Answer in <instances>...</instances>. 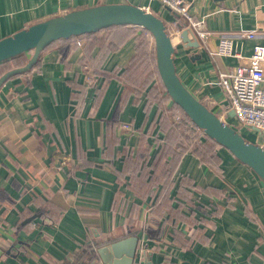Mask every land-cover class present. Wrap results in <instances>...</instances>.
Masks as SVG:
<instances>
[{
    "label": "crops",
    "instance_id": "crops-1",
    "mask_svg": "<svg viewBox=\"0 0 264 264\" xmlns=\"http://www.w3.org/2000/svg\"><path fill=\"white\" fill-rule=\"evenodd\" d=\"M121 2L165 21L176 72L203 102L226 106L219 73L264 44V0H192L202 50L180 40L158 0H0V39ZM140 33L59 39L1 85L0 264H103L93 249L129 235L139 236L133 264H264L263 182L205 136L204 155L184 138ZM222 36L235 55L214 54Z\"/></svg>",
    "mask_w": 264,
    "mask_h": 264
},
{
    "label": "water",
    "instance_id": "water-1",
    "mask_svg": "<svg viewBox=\"0 0 264 264\" xmlns=\"http://www.w3.org/2000/svg\"><path fill=\"white\" fill-rule=\"evenodd\" d=\"M177 18L175 27L180 40L203 49L194 30L179 13L165 6ZM136 26L146 30L154 42L155 66L161 84L171 101L184 112L190 122L237 160L247 165L264 184V146L245 138L241 132L224 122L218 114L198 99L181 81L174 65L175 44L163 19L153 12L128 2L105 3L71 10L36 22L0 39V62L30 52L27 62L0 75V87L11 76L30 70L40 53L59 39L98 32L111 26ZM235 117L232 109L227 112ZM246 129L264 138V132L253 125ZM139 236L129 235L93 251L103 264H133Z\"/></svg>",
    "mask_w": 264,
    "mask_h": 264
},
{
    "label": "built area",
    "instance_id": "built-area-1",
    "mask_svg": "<svg viewBox=\"0 0 264 264\" xmlns=\"http://www.w3.org/2000/svg\"><path fill=\"white\" fill-rule=\"evenodd\" d=\"M164 6L180 14L187 22V26L195 27L192 14L189 11L192 0H158ZM194 30V29H193ZM199 39L206 36L205 32L195 31ZM171 37L172 34L169 33ZM248 38L254 37V32L249 31L245 34ZM232 39L226 36L219 38L214 54L219 56L235 55ZM90 79L87 77V81ZM217 84L225 97L226 106L216 101H204V103L215 111L218 116L226 123L237 128L239 126L253 125L264 132V44H255L247 62L236 65L231 69L221 71L218 76ZM232 109L235 113L234 118L227 114ZM125 129H130L129 124L122 125ZM197 130H199L197 128ZM200 136H205L199 130ZM140 264V263H138Z\"/></svg>",
    "mask_w": 264,
    "mask_h": 264
},
{
    "label": "trees",
    "instance_id": "trees-1",
    "mask_svg": "<svg viewBox=\"0 0 264 264\" xmlns=\"http://www.w3.org/2000/svg\"><path fill=\"white\" fill-rule=\"evenodd\" d=\"M135 27H136V26H135ZM137 28L141 31L140 35L138 36V37H139L138 46H139V47H141V46H142V47H146V48L149 50L150 48H152L151 45H150V40H152L151 35H150L146 30H144V29H142V28H140V27H137ZM152 41H153V40H152ZM29 56H30V52H26V53H22V54H20V55H18V56H15V57H13V58H10V59H8V60H5V61H3V62H0V75H1L4 71H6V70H8V69H10V68L18 67V66H22V65H24V64L27 62ZM154 56H155V55H154V50L152 49V51H151V59H150L149 61H152L151 64L154 66V71H155V73L157 74V70H156V67H155V57H154ZM139 60H142V61L145 60V55H144V57L142 56V59H137V62H139ZM163 90H164V88H163ZM176 109H177L178 112L182 115V117H183V121L186 122L187 125H189V128L197 130L196 126L190 122V120H189L188 117L184 114V112L181 111V110L178 108V106H176V105L173 103V108H172V110H173V111H177ZM176 127H177V124H176ZM196 135H197V134H196ZM197 137H198L197 142H192V141L189 140V139H187V140H189L191 143H193L194 146H197V149L202 148L203 151H204V149H206L207 146H203V147H201L200 144L202 143V141H200V138H199L198 135H197ZM205 138H206L205 141L210 142L211 145H209V146H210L211 149H212V147L215 146V142L212 141L211 139H209V138L206 137V136H205ZM198 146H199V147H198ZM208 148H209V147H208ZM208 150H210V148H209ZM204 154H205V151L203 152V155H204ZM209 155H210V153H209ZM210 158H211V156H210Z\"/></svg>",
    "mask_w": 264,
    "mask_h": 264
},
{
    "label": "rangeland",
    "instance_id": "rangeland-1",
    "mask_svg": "<svg viewBox=\"0 0 264 264\" xmlns=\"http://www.w3.org/2000/svg\"><path fill=\"white\" fill-rule=\"evenodd\" d=\"M153 40V39H152ZM150 40V45L152 49L154 50V42ZM177 110V109H176ZM172 116L174 118V122L177 124V129H180L183 133V136L185 139H189L192 142H197L199 136V130L191 129L189 128V125L186 124V122L183 121L182 115L177 111H172ZM237 129L241 132V134L247 138L249 141L261 144L264 146V141L255 135V132H251L248 129H246L244 126H239ZM197 134V135H196ZM206 139V138H204Z\"/></svg>",
    "mask_w": 264,
    "mask_h": 264
}]
</instances>
